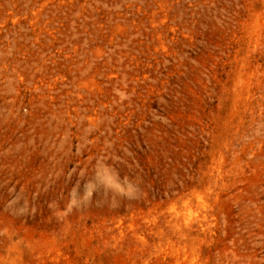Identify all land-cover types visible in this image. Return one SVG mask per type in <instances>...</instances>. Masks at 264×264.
Returning a JSON list of instances; mask_svg holds the SVG:
<instances>
[{"label": "rangeland", "instance_id": "rangeland-1", "mask_svg": "<svg viewBox=\"0 0 264 264\" xmlns=\"http://www.w3.org/2000/svg\"><path fill=\"white\" fill-rule=\"evenodd\" d=\"M0 264H264V0H0Z\"/></svg>", "mask_w": 264, "mask_h": 264}]
</instances>
